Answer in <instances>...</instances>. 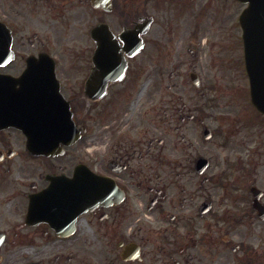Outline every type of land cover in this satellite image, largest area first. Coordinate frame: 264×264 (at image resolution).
Listing matches in <instances>:
<instances>
[{
    "label": "flooded vegetation",
    "instance_id": "1",
    "mask_svg": "<svg viewBox=\"0 0 264 264\" xmlns=\"http://www.w3.org/2000/svg\"><path fill=\"white\" fill-rule=\"evenodd\" d=\"M162 1L0 0V119L26 69H53L81 133L33 156L0 122V264H264V113L240 35L177 19L169 38ZM169 1L175 18L194 0ZM75 170L91 202L35 197Z\"/></svg>",
    "mask_w": 264,
    "mask_h": 264
},
{
    "label": "water",
    "instance_id": "2",
    "mask_svg": "<svg viewBox=\"0 0 264 264\" xmlns=\"http://www.w3.org/2000/svg\"><path fill=\"white\" fill-rule=\"evenodd\" d=\"M249 7L241 15L245 35V59L252 82L256 83L254 89L264 92V0H247ZM263 83V87L260 84ZM52 122L61 124L63 130L50 136L45 135L37 138L32 130L29 132V147L35 152H44L52 149L59 140L70 143L76 137L75 128L70 120L68 108L61 105V114L57 119L51 117ZM53 129L52 126L45 127Z\"/></svg>",
    "mask_w": 264,
    "mask_h": 264
},
{
    "label": "rangeland",
    "instance_id": "3",
    "mask_svg": "<svg viewBox=\"0 0 264 264\" xmlns=\"http://www.w3.org/2000/svg\"><path fill=\"white\" fill-rule=\"evenodd\" d=\"M227 2H229V1H227ZM231 5L232 6H230L228 4V7H227V16L228 17L231 16V15H234V12H235V3H234L233 0H232ZM166 10H167V7L164 6V7H162V9H158V12L160 14H165L166 13ZM208 18H209V11H206V14L203 16V19L206 21ZM162 26H163V28H165V25L164 24H162ZM200 75H202V77H204V78H213L214 76L219 77V74L208 73L207 70L204 73H200ZM163 78H164V81H171V80L168 79L167 71H166V73H164ZM178 78H179V80H181L182 79V75H179ZM173 80H175V79H173ZM87 148L88 149H91V140L90 139L87 142ZM87 148H84V149H87ZM70 149H78V144L75 145L74 147L70 148ZM72 154L74 155V152L73 151H72Z\"/></svg>",
    "mask_w": 264,
    "mask_h": 264
}]
</instances>
